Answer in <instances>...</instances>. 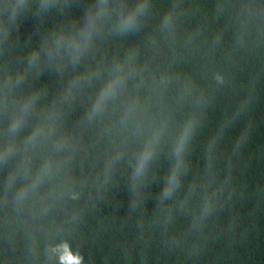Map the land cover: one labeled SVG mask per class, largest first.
<instances>
[{"label": "trees", "instance_id": "trees-1", "mask_svg": "<svg viewBox=\"0 0 264 264\" xmlns=\"http://www.w3.org/2000/svg\"><path fill=\"white\" fill-rule=\"evenodd\" d=\"M85 2L90 0H81L70 15L79 17ZM150 3L139 34L109 38L80 67L96 68L103 78L108 64L134 52L128 67L139 86L91 126L83 116L98 84L76 93L60 128L71 139L72 159L58 176L59 195L17 209L11 195H4L0 172V264H54L48 249L61 239L73 243L85 264H264V0ZM165 14L173 17L171 31H161ZM60 22L50 15L45 26ZM13 35L21 45L35 41L36 22L23 19ZM67 79L48 73L34 79L45 108L63 93ZM132 98L140 111L130 128L121 113ZM189 119L197 122L189 173L167 205L169 222L155 210V196L167 175L171 141ZM155 129L163 133L160 155L143 205L132 211L129 165ZM113 155L120 160L106 176ZM39 159L34 157V166ZM189 189L191 198L181 209ZM202 194L213 210L194 224Z\"/></svg>", "mask_w": 264, "mask_h": 264}, {"label": "clouds", "instance_id": "clouds-1", "mask_svg": "<svg viewBox=\"0 0 264 264\" xmlns=\"http://www.w3.org/2000/svg\"><path fill=\"white\" fill-rule=\"evenodd\" d=\"M74 6L81 7V0H0V172L5 173L4 195H11L17 209L35 198L46 201L59 195L57 189L62 185L58 176L72 159L71 139L60 133V128L76 93L98 84L83 116V121L91 126L103 120L129 88L139 86L128 67L135 58L134 52L108 64L103 78L96 68L80 71V67L109 38L129 39L139 34L144 27L142 21L150 12V0H90L83 3L79 17L70 15ZM50 15L63 22L45 26ZM25 18L36 22L38 38L21 45L13 34ZM173 26V17L165 14L161 31H171ZM45 73L61 79L68 75L63 93L46 108L41 104L44 94L33 87L34 79ZM215 79L223 82L219 74ZM139 111L138 100L130 99L121 113L123 124L136 127ZM196 131L197 122L186 121L167 153L168 171L160 182L154 208L169 222L171 210L167 205L177 198L189 173L188 152ZM162 135L160 129L153 130L140 143L129 165L127 190L132 211L143 205V191L149 186L152 167L160 155ZM241 146L238 140L236 149ZM37 156L39 163L34 166L33 159ZM119 160V155L108 159L106 176ZM45 185L50 186L48 192L42 191ZM192 192L193 189L188 190L181 209ZM46 208L45 204V213ZM212 210L211 199L202 194L194 224L207 219ZM48 256L54 264H85L84 255L68 239L51 245Z\"/></svg>", "mask_w": 264, "mask_h": 264}]
</instances>
